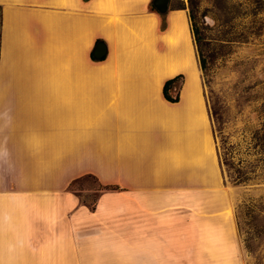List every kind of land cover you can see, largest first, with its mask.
I'll return each mask as SVG.
<instances>
[{"label": "crops", "instance_id": "crops-1", "mask_svg": "<svg viewBox=\"0 0 264 264\" xmlns=\"http://www.w3.org/2000/svg\"><path fill=\"white\" fill-rule=\"evenodd\" d=\"M173 2L0 0V264H247ZM86 176L91 202L71 186Z\"/></svg>", "mask_w": 264, "mask_h": 264}, {"label": "rangeland", "instance_id": "rangeland-1", "mask_svg": "<svg viewBox=\"0 0 264 264\" xmlns=\"http://www.w3.org/2000/svg\"><path fill=\"white\" fill-rule=\"evenodd\" d=\"M173 4L189 11L199 31L204 90L226 179L232 184L229 175L239 163L253 178L238 185L237 204L244 200L247 206L235 209V215L247 264H264V170L251 141L254 130L264 123V0H174ZM71 186L89 202L101 188L88 176Z\"/></svg>", "mask_w": 264, "mask_h": 264}, {"label": "trees", "instance_id": "trees-1", "mask_svg": "<svg viewBox=\"0 0 264 264\" xmlns=\"http://www.w3.org/2000/svg\"><path fill=\"white\" fill-rule=\"evenodd\" d=\"M150 7L152 10H157L153 4H151ZM179 7L185 8L183 5H180ZM161 15H163V14L161 13ZM190 18L192 21L191 16H190ZM161 26L162 27L165 26L164 20L162 21ZM193 32L195 35V41H196V46H197V43H198L197 35H199V31L196 30L194 28V26H193ZM198 56H199V54H198ZM91 57H92V53H91ZM199 61H200L201 69H203L204 60L200 56H199ZM181 78H182V75H179L177 77H174L172 79H168L167 81H165V83L163 85V96L166 100H168L170 102H177L179 100V93H178L177 86H178ZM251 141H252V147L257 151V154L260 155L259 161H261V164H262L261 167L264 170V123H262L261 127L254 130V132L251 136ZM257 148H258V150H257ZM225 165L227 167L231 166V164L229 162H225ZM231 168H234V167L231 166ZM229 176H230V182L233 185H247L253 179L251 176L248 175V172L241 167L240 163H239L238 167L235 168L233 174L231 173ZM241 206H247V201L243 200L240 203H238L236 206V212L238 211V209ZM236 217H237V214H236ZM248 250L250 251L249 248H248Z\"/></svg>", "mask_w": 264, "mask_h": 264}, {"label": "water", "instance_id": "water-1", "mask_svg": "<svg viewBox=\"0 0 264 264\" xmlns=\"http://www.w3.org/2000/svg\"><path fill=\"white\" fill-rule=\"evenodd\" d=\"M152 4L160 13H164L168 9L169 0H152ZM105 53V46L100 43L95 49V56L100 57Z\"/></svg>", "mask_w": 264, "mask_h": 264}]
</instances>
